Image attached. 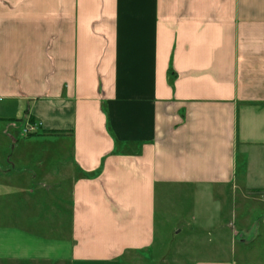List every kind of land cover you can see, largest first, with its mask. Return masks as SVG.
<instances>
[{
	"label": "crops",
	"instance_id": "obj_1",
	"mask_svg": "<svg viewBox=\"0 0 264 264\" xmlns=\"http://www.w3.org/2000/svg\"><path fill=\"white\" fill-rule=\"evenodd\" d=\"M0 131L3 184L56 197L0 264H145L170 192L233 244L192 264H264V0H0Z\"/></svg>",
	"mask_w": 264,
	"mask_h": 264
},
{
	"label": "rangeland",
	"instance_id": "obj_2",
	"mask_svg": "<svg viewBox=\"0 0 264 264\" xmlns=\"http://www.w3.org/2000/svg\"><path fill=\"white\" fill-rule=\"evenodd\" d=\"M24 135L30 134L24 133ZM34 149L32 148V150ZM29 150L31 147L22 142L15 146L12 145L9 137L0 131V226H17L33 232L36 231V228H44V232H49L51 225L48 224L45 228V226L36 227L33 223L36 219L39 221L41 217H47L42 220L51 221L50 216L53 213L51 206L53 205L52 200L56 198L55 195L46 193L49 190H44L43 193L37 191L35 194H19L13 191L11 186L8 187L3 184V180L6 179L8 182V175L13 174L9 162L15 161L14 156L18 154L30 153ZM15 163L17 162L15 161ZM211 197L210 192L198 195L196 198L197 216L206 213L210 215L214 212ZM157 206L156 244L154 249L144 254L145 264H183V262L192 264L200 258L199 256L203 251L216 247L220 249V253L223 250L222 253L225 254L229 248V252L232 254L233 244L230 241L227 242L226 237L219 238V242H210L214 237L209 234H212L213 231L198 229V226L190 219L183 223V218L180 215L184 213L181 211L188 212L189 208L188 203L179 199L177 192L160 194ZM190 212L192 213L189 211V214H191ZM241 237L235 233L236 239H241ZM236 244L238 248L242 242L238 240ZM204 258L201 257L200 259ZM239 264H242L241 257H239Z\"/></svg>",
	"mask_w": 264,
	"mask_h": 264
},
{
	"label": "built area",
	"instance_id": "obj_3",
	"mask_svg": "<svg viewBox=\"0 0 264 264\" xmlns=\"http://www.w3.org/2000/svg\"><path fill=\"white\" fill-rule=\"evenodd\" d=\"M36 130V126H34L31 122H29L24 130V133L32 134Z\"/></svg>",
	"mask_w": 264,
	"mask_h": 264
},
{
	"label": "trees",
	"instance_id": "obj_4",
	"mask_svg": "<svg viewBox=\"0 0 264 264\" xmlns=\"http://www.w3.org/2000/svg\"><path fill=\"white\" fill-rule=\"evenodd\" d=\"M31 120V122H33V119H30ZM33 135H35V134H31L30 136H33Z\"/></svg>",
	"mask_w": 264,
	"mask_h": 264
}]
</instances>
